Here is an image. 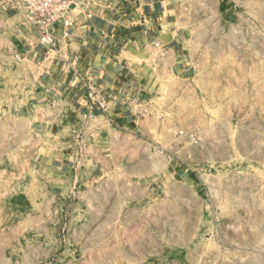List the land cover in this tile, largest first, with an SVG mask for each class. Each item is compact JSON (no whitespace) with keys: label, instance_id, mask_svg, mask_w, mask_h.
I'll list each match as a JSON object with an SVG mask.
<instances>
[{"label":"rangeland","instance_id":"1","mask_svg":"<svg viewBox=\"0 0 264 264\" xmlns=\"http://www.w3.org/2000/svg\"><path fill=\"white\" fill-rule=\"evenodd\" d=\"M170 2L186 73L154 43L135 133L109 156L80 138L68 178L53 158L72 96L48 92L43 58L18 55L0 17V264H264V0H230L229 15ZM110 162L127 166L100 172L113 184L73 187Z\"/></svg>","mask_w":264,"mask_h":264},{"label":"crops","instance_id":"2","mask_svg":"<svg viewBox=\"0 0 264 264\" xmlns=\"http://www.w3.org/2000/svg\"><path fill=\"white\" fill-rule=\"evenodd\" d=\"M218 1L221 10L227 15L232 13L230 0ZM170 3V0H91L87 11L92 16L76 12L70 27L56 26L54 37L58 48L53 54L39 43L38 33L24 22L21 14L5 9L0 2L4 30L15 43L18 55L34 60L43 58L48 92L62 91L72 96L66 103L73 110L63 112L56 122L63 130L66 144L58 157L53 158L58 161L56 168L60 175L68 178L67 174L75 176L73 172L79 170L75 146L80 138L86 136L89 141L90 155L109 156L114 150L121 152L123 139L135 133L138 120L130 106L135 101L147 100L148 94L157 89L158 74L145 61L154 43H163L175 59L173 73H186L191 53L189 39L176 27ZM97 100L106 103L105 111L97 106ZM121 138L122 142L117 143ZM125 168V163H94L88 168L94 172L93 179L85 183L77 175L73 187L78 181L80 185L113 184L112 179L100 172Z\"/></svg>","mask_w":264,"mask_h":264},{"label":"built area","instance_id":"3","mask_svg":"<svg viewBox=\"0 0 264 264\" xmlns=\"http://www.w3.org/2000/svg\"><path fill=\"white\" fill-rule=\"evenodd\" d=\"M91 0H0L5 9H13L21 14L26 22L39 35V43L47 48L58 46L54 29L62 24L70 27L76 12H88ZM156 46L160 43L156 42ZM97 106L105 110L104 102L97 100Z\"/></svg>","mask_w":264,"mask_h":264}]
</instances>
